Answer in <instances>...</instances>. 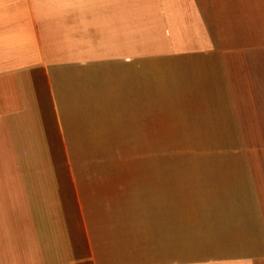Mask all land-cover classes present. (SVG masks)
Wrapping results in <instances>:
<instances>
[{
	"label": "crops",
	"instance_id": "0c3cea01",
	"mask_svg": "<svg viewBox=\"0 0 264 264\" xmlns=\"http://www.w3.org/2000/svg\"><path fill=\"white\" fill-rule=\"evenodd\" d=\"M0 264H264V0H0Z\"/></svg>",
	"mask_w": 264,
	"mask_h": 264
},
{
	"label": "rangeland",
	"instance_id": "374dc122",
	"mask_svg": "<svg viewBox=\"0 0 264 264\" xmlns=\"http://www.w3.org/2000/svg\"><path fill=\"white\" fill-rule=\"evenodd\" d=\"M111 153V159H126V158H134L135 152H121V151H112ZM143 157H150L149 152H143ZM177 157V156H176Z\"/></svg>",
	"mask_w": 264,
	"mask_h": 264
}]
</instances>
